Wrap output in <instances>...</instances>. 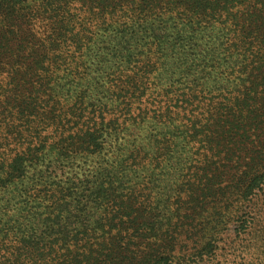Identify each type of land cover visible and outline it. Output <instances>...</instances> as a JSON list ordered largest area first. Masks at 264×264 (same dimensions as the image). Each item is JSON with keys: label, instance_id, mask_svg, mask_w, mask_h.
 Returning a JSON list of instances; mask_svg holds the SVG:
<instances>
[{"label": "trees", "instance_id": "obj_1", "mask_svg": "<svg viewBox=\"0 0 264 264\" xmlns=\"http://www.w3.org/2000/svg\"><path fill=\"white\" fill-rule=\"evenodd\" d=\"M263 186L264 0H0V264L193 263Z\"/></svg>", "mask_w": 264, "mask_h": 264}, {"label": "rangeland", "instance_id": "obj_2", "mask_svg": "<svg viewBox=\"0 0 264 264\" xmlns=\"http://www.w3.org/2000/svg\"><path fill=\"white\" fill-rule=\"evenodd\" d=\"M206 211L215 212L211 209L202 213L196 210L195 223L207 234L195 232L185 225L181 238L188 243L191 254L196 243L200 249L206 243L205 249L191 257L193 263L181 264H264V186L248 200L235 202L229 210L215 212L221 217L219 223L212 221L207 224L204 218ZM243 219L245 224H241ZM216 225L217 232L211 234L212 227Z\"/></svg>", "mask_w": 264, "mask_h": 264}]
</instances>
